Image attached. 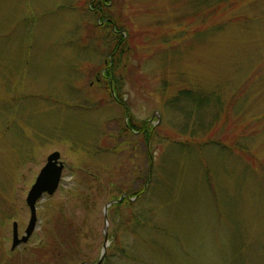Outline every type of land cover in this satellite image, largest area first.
<instances>
[{
    "label": "rangeland",
    "instance_id": "1",
    "mask_svg": "<svg viewBox=\"0 0 264 264\" xmlns=\"http://www.w3.org/2000/svg\"><path fill=\"white\" fill-rule=\"evenodd\" d=\"M105 4L0 0V264H95L123 195L100 264H264V0ZM185 89L222 102L194 137ZM53 151L59 187L11 250Z\"/></svg>",
    "mask_w": 264,
    "mask_h": 264
},
{
    "label": "water",
    "instance_id": "2",
    "mask_svg": "<svg viewBox=\"0 0 264 264\" xmlns=\"http://www.w3.org/2000/svg\"><path fill=\"white\" fill-rule=\"evenodd\" d=\"M64 169V163L60 158V153L58 151L51 152L47 157L44 165L38 171L33 183L31 184L29 190L27 191L25 197V203L29 210V219L28 223L24 229V232L19 236L17 222L12 223V241H11V250L15 249L21 244L26 243L34 232L37 224L36 209L37 203L47 196H51L59 187L62 171ZM122 197L111 200L104 205L103 208V217H104V226H103V246L101 250L100 257L95 264H100L108 245V236H107V209L108 207ZM80 264H89L88 262H81Z\"/></svg>",
    "mask_w": 264,
    "mask_h": 264
},
{
    "label": "trees",
    "instance_id": "3",
    "mask_svg": "<svg viewBox=\"0 0 264 264\" xmlns=\"http://www.w3.org/2000/svg\"><path fill=\"white\" fill-rule=\"evenodd\" d=\"M90 1V6L92 7V5L94 7H96L97 12H99V14L103 13V9L106 0H89ZM109 1V0H108ZM189 3H193V4H205L206 8H211L210 3L211 2H215V3H221V2H228L231 0H188ZM98 7V8H97ZM91 9V8H90ZM109 23H111V21L108 19V25ZM123 36V34L121 35ZM188 97L189 101L191 102V106H188V109L186 108L184 111H186L187 113V117L188 119H191V123H192V133L191 137L195 136V132L197 131H205L207 129V127H209L210 123L206 122V113H205V108L209 107V105L211 104V102L213 101L215 103V106L217 108V112L215 113V124L216 121L219 117V113H220V109L222 107V102L220 101V98L218 95H215V93H204L201 91H194V90H189V89H185V90H180L176 96L173 98V101L177 102V100H181L180 98H183L182 96ZM117 100V99H116ZM186 126H188V123L186 124ZM138 133H141V135L143 136V141L145 144H149L151 138H152V131L147 128L146 125H142V127H138L137 129ZM148 151V149H147ZM151 162V161H150ZM151 180V176L149 175L147 178V181L150 182ZM145 189L141 188L137 191H134L132 193V197H136V199H139V197L144 194ZM129 197L131 196H126L123 195V197L121 198V200L117 201L113 207L118 209L121 206H124L125 204H129L132 205L134 204V202H132ZM145 217V216H144Z\"/></svg>",
    "mask_w": 264,
    "mask_h": 264
}]
</instances>
